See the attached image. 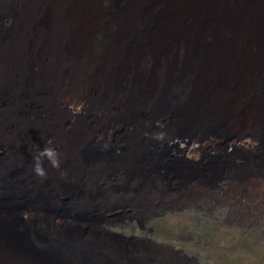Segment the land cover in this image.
<instances>
[{"label":"bare ground","instance_id":"1","mask_svg":"<svg viewBox=\"0 0 264 264\" xmlns=\"http://www.w3.org/2000/svg\"><path fill=\"white\" fill-rule=\"evenodd\" d=\"M115 2L118 7L114 9ZM145 14L147 22L140 28ZM1 20L6 24V37L0 35V139L5 137L7 146L11 144L15 150L0 155V264H112L119 257L116 251L110 252L107 260L96 255L115 247L111 237L124 241L118 245L125 253H130L128 245L136 248L140 244L134 238L111 236L97 227L105 216H99L95 207L110 208L113 190L99 194L97 199L83 196L78 204L60 198L65 191L62 182L66 177L61 174L65 162L70 163L74 173L70 182L75 185H80L82 174H86L87 183L78 186L81 193L100 187L95 186L94 178L108 180L105 184L109 186L124 180L121 163H111L105 155L90 164L94 174H105L95 177L90 172L81 144L92 134L79 133L69 139L63 131L52 133L54 136L44 132L51 126L65 125L68 117L77 116L84 108L99 112L112 123L121 118V112L127 115L132 110L141 116L140 124L135 116L128 122L118 119L114 126L106 122L102 132L107 136L100 134L102 146L97 147L105 150L104 140L113 141L120 126L138 127L141 136L137 131L131 142L113 145L114 150H127L128 145L139 150L133 168L138 181L133 178L135 181L130 182L135 187L139 188L138 182L144 178L146 184H154L151 188L158 189L155 176L166 178V194H182L168 175L173 172L176 178L187 166L189 180H206L207 186L219 187L217 182L222 177L236 175L239 181L252 177L248 184L258 195L264 193V0H0ZM139 29L143 40L137 42ZM96 41H101L97 58L91 73L83 72L82 78L77 72ZM128 70L133 78L121 91ZM82 83L91 86L80 89ZM63 84L69 88L68 106L64 108L59 97ZM110 88V98L101 104ZM40 104L47 107L46 112L38 108ZM80 105L79 112L70 107ZM249 109L260 116L257 128L240 132V115ZM118 121L123 125L116 124ZM35 134L39 137L33 139ZM217 135L226 138V143L235 139L247 145L249 140L251 145L257 142V152L244 155L246 163L235 155L216 157L218 162L209 157L196 165L180 162L173 154V150H183L182 143L192 147ZM49 141L58 151L68 150L60 153V168L44 159L46 176L35 174L33 167L21 172L30 158L28 151L32 149L33 158L50 146ZM226 143L224 149L229 147ZM161 145L158 151L156 147ZM195 155L199 156L198 152ZM133 190L137 189L129 195L139 207L132 198L138 192ZM22 200L27 202L19 205ZM149 202L147 205L153 201ZM127 207L125 203V214ZM52 208L73 210L58 214L60 222L70 224L68 231L62 230L60 222L54 224L57 213ZM155 216L159 214L152 218Z\"/></svg>","mask_w":264,"mask_h":264},{"label":"rangeland","instance_id":"2","mask_svg":"<svg viewBox=\"0 0 264 264\" xmlns=\"http://www.w3.org/2000/svg\"><path fill=\"white\" fill-rule=\"evenodd\" d=\"M113 7L114 9L118 7L116 2L114 3ZM147 18L148 16L145 14L140 22V28L143 27L147 22ZM5 25L6 24L3 22V20H1L0 35L3 38L6 37V30H4ZM106 30L107 27L105 26L103 28L104 38ZM142 37L141 29H139L136 41H142ZM100 46L101 41H96L93 43L89 56L85 58L82 68L78 70L80 72L76 71L78 74H81L82 78L84 76L83 72L91 73V69L93 67L92 62L97 58L96 52L99 51ZM29 64L30 60L27 58V65ZM132 78L133 75L131 71L128 70L127 75H125L126 84L122 85L121 91L128 88ZM89 86L91 85H88V83H82V87L80 89L84 87L83 89L86 90ZM61 89H63V92L59 94V97L62 100V104L60 106L64 108L68 106V85L63 84ZM112 91V88L107 90L103 100H101V104H104V102L110 98ZM38 108L43 112L47 111V107L44 104L38 105ZM91 112L92 111L89 108H84L77 116L68 117L67 123L65 125H61V128L57 127L54 129L53 126H51L49 129H45L44 132L54 136L52 133L63 131V133L65 132L66 137L69 139H74V137H76L79 133H84L86 136L89 133L92 134L93 137L89 140L85 139L81 146L82 150H84L85 164L89 167V170L93 175L96 174L99 176L105 174V171L98 173L96 171L94 174L93 168L90 165L100 155H105L106 159H109L111 163H121L120 165L124 168V180L121 179L123 180L122 182L114 181L111 186L105 184L108 182V180H103V182L100 179H95L93 176L95 180V186L100 187H94L89 191L87 190L88 194L81 193L78 187L81 186L82 183H87L88 178L85 173L82 174V183H79L80 185H75L74 181L70 182L73 180L72 176L74 175V173L70 171L71 169H69L70 163L65 162L61 168V174L66 177V179L62 182L65 191L59 194L63 201L70 200V202H75V204H78L81 200V197L83 196H88L89 199H97V196H100L104 192L107 193L108 190H113L115 196L113 195V198H111L112 204L110 205V208H101V205H96L95 207L96 211H99L100 213L99 216L102 217L103 213L105 216L104 222L102 223L101 221L98 223L97 227L100 229L104 228L111 236L117 234L126 239L134 238V241H139L140 243L139 245L135 246L136 248H133L132 245H128L127 252L129 251L130 253H125L126 250L123 249L122 251L121 245H118V243H124V241L111 237L113 238L114 243L112 244L115 245V247L108 248V252L105 248L106 253L96 254L99 259L107 260L109 259L108 254H110V252L113 253V251H116L114 253L118 254L119 257H116L117 263L115 261V263L112 262V264H128L131 258L133 262L130 264H264V193L261 194V196L258 195L257 189L248 184L247 181H249L252 177L245 179L251 174V171L249 172L250 174L248 173V175L243 177V179H245L243 181H239L236 175L235 178L231 179L222 177L219 182H217L218 185H220L219 187H210L205 184V182L207 183L206 180H189L186 176L188 172L190 173V171L187 166H184L181 168L183 172L179 173L180 176L175 178L176 175L173 172L168 175L169 178L173 180L172 183L174 186L180 188L182 194H175L173 191H171V193H173L172 195L166 194L163 185V181H165L166 178L161 180L155 176L154 178L157 179L155 181H157L158 189L151 188V185L154 184L152 182L146 184L144 178H140L138 182L139 188L135 187L130 182L135 181L132 180L133 178L138 181V177L136 178L137 172H135L133 168L135 167L134 164L136 157L138 156V153H140L139 150H134L132 147H129V145L125 147L127 150H114L113 145L122 144L124 146L127 142H131L133 134L139 131L138 127L120 126V133L118 132L115 135L113 141L104 140L106 141L105 144L107 148H105V150H97L99 145L102 146L100 143V134L107 136V134L102 132L105 131L104 128L106 127L107 123L108 125L114 126L113 123L117 122L118 119L128 122L130 121L131 117L135 116L133 111L131 110L127 113V115H123L121 112V118L114 119L113 123L112 121H105L103 118L104 116H102L99 112ZM134 118L138 124L141 123V116L139 117L138 113ZM259 119L260 116L255 111L253 112L249 109L248 111L243 112L240 115V123L238 125L239 131L244 132L247 129L252 130L257 128ZM162 122L163 124L165 123L164 121ZM116 124L121 125L122 122L118 121ZM159 125H162V123ZM145 135L148 136L146 133ZM139 136H141V132ZM37 137H39V134L33 135V139H36ZM232 141L227 142L229 147L224 149L223 145L226 143V138H223L221 135H217L214 137H208L202 142H196V146L192 147H189L188 144L182 143L181 146L183 148L181 149L183 150H173V154L177 157V160H181L180 162H193L196 165L198 162H202L209 157H215V162H218L219 158L216 157L226 159L227 156L232 157L235 155L241 156L240 158L243 159L241 162L246 163L247 160H245L244 155H249L250 152H257L255 150L258 145L257 142L254 145H251V141L249 140L247 142L250 145H247L246 143L240 142L238 139ZM7 142L8 141L5 137L0 139V155L3 151L13 148L11 144H9V148L7 146ZM235 145L236 147L238 146L236 149ZM163 146L164 145L157 146L156 149L159 151ZM11 150L14 151L15 149ZM65 151L68 152V150H59V153L62 155L66 153ZM197 152L199 156L195 155ZM28 153L30 158H27V166L24 165L25 167L22 168L21 172H26L27 167L29 169L33 167L34 160L32 158V149H30ZM18 159L21 160V158ZM81 163L82 160L80 163H78V165L80 166ZM148 163L150 164L149 161ZM150 165L152 166V164ZM175 166L179 168L178 165ZM145 168L147 169L148 166H145L144 170H146ZM258 169L259 171L262 169V164H259ZM96 175L95 177H97ZM208 178L210 179L211 176L209 175ZM32 180L33 179L31 177L30 181L32 182ZM232 180L237 181V183H229ZM147 181L150 180L148 179ZM179 184L181 186H179ZM140 186H142V189H140ZM104 188L106 190H104ZM133 188L137 189L133 191L138 193L135 195L136 197L132 198H134V200L139 203V207L133 203L134 201H132L131 196L129 195ZM143 188H151V190ZM143 195L145 196L142 197ZM122 198H124V202L122 201ZM149 201H153L151 205H147L150 203ZM26 202L27 201L22 200V202H19L18 204L22 205ZM125 203L129 205V207L125 209L127 214L123 212V206ZM59 208L63 207L60 206ZM138 209L143 214H147L153 210L155 211L147 214V216H142ZM62 210L52 208V211L57 213L55 214L57 216L54 219L57 222L54 224L60 222L58 219L60 217L58 216L59 213L73 211L69 208H65L63 210L64 212ZM34 213L35 212L33 211V214ZM155 214H159V216L152 218V216ZM140 221L146 229L143 232H141V230L144 229L140 228ZM58 224L61 225L62 230L65 232L70 228V224L64 223L63 221ZM151 229H153V231L149 232ZM104 238L110 240L105 236V234ZM158 250H162V252L160 253ZM122 255L128 256L130 259L125 260L123 258L122 261L120 259ZM144 255L146 258L143 257ZM147 258H150V260L146 263L145 260Z\"/></svg>","mask_w":264,"mask_h":264},{"label":"clouds","instance_id":"3","mask_svg":"<svg viewBox=\"0 0 264 264\" xmlns=\"http://www.w3.org/2000/svg\"><path fill=\"white\" fill-rule=\"evenodd\" d=\"M70 107H73L74 111L79 112L83 107V105H80L79 107L76 106H70ZM49 145L50 146L48 147H44L40 149L38 153L33 157L34 160L33 171L35 172V174L41 177L47 175L46 169L44 167V159H47L48 162L52 165V167L59 169L61 166V156L58 149L54 146H51V141H49ZM145 230L146 229L141 230V232Z\"/></svg>","mask_w":264,"mask_h":264}]
</instances>
